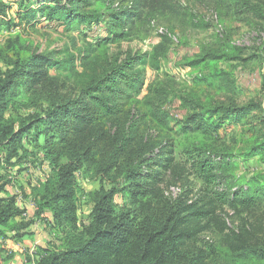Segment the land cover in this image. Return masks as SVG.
<instances>
[{
	"label": "rangeland",
	"instance_id": "1",
	"mask_svg": "<svg viewBox=\"0 0 264 264\" xmlns=\"http://www.w3.org/2000/svg\"><path fill=\"white\" fill-rule=\"evenodd\" d=\"M66 1L0 0V75L16 60L32 55L49 56L54 64L49 67V81L30 93L21 90L5 115L24 121L56 102L83 98V89L98 87L93 96L104 94L112 106L110 111L99 107L94 125L104 139L100 156H106L110 139L122 136L135 114L138 134L133 150L141 146L142 138L152 147L172 146V168L160 170L155 185L161 202L190 203L201 196L202 182L187 157L196 149L221 154L219 190L229 202L233 193L262 190L255 195L263 199L261 212L253 215L254 211L229 203L217 210V224L234 230L241 219L263 217L264 147L253 155L249 150L264 145V0H163L139 9L140 21L126 25L122 39L113 37L120 30L109 24L111 17L137 8L140 0L76 2L68 19H46V6ZM127 60L130 63L124 66ZM112 78L114 86L109 83ZM250 105L260 106L262 114L245 113L232 121L211 111ZM192 114H204L202 129L186 132L182 126ZM29 152L18 154L19 160L14 158L9 165L0 152V184L8 180L3 193L16 195L20 205L33 209L14 222L29 223L26 230L35 233L44 247L53 236L42 218L32 217V188L45 182L51 167L40 150ZM116 182L94 170L88 174L80 170L76 183L80 225L87 222L94 193ZM125 203L127 195L122 193L115 208L120 210ZM224 234L218 227L210 228L199 236L198 246L222 247ZM27 235L30 239L32 233Z\"/></svg>",
	"mask_w": 264,
	"mask_h": 264
},
{
	"label": "trees",
	"instance_id": "2",
	"mask_svg": "<svg viewBox=\"0 0 264 264\" xmlns=\"http://www.w3.org/2000/svg\"><path fill=\"white\" fill-rule=\"evenodd\" d=\"M66 2L46 6V19L57 16L68 19L76 2L89 4V0ZM162 2L140 0L137 8L113 14L109 24L120 30L113 37L125 38V26L141 19L139 9ZM247 9L258 15L256 8L248 6ZM129 63L125 61L124 66ZM51 65L54 64L49 56L32 55L25 61L16 60L0 75V152L5 154L4 162L9 165L12 159L19 160L18 154L26 156L32 148L40 150L51 167L45 182L32 188L35 207L32 217L42 218L53 236L46 246L36 248L34 264H264V215L253 220L241 219L234 230L216 222L217 210L229 203L254 211V215L255 211H262L259 205L263 202L262 198L255 197L262 190L251 189L233 193L229 202L219 190L222 185L219 171L224 165L221 154L196 149L187 152L191 167L202 182V194L190 203H166L158 199L155 185L159 182L160 170L172 168V146L152 147L150 140L142 138L141 146L133 150L138 125L135 114H131L124 134L110 139L109 151L105 157L100 156L99 145L104 139L94 131V125L99 119V107L110 111L112 106L104 94L93 96L98 87L83 89V98L56 102L40 114L28 115L24 121L7 117L6 111L21 90L30 93L49 81ZM113 79L109 82L112 86L116 83ZM211 111L232 121L245 113L262 114L260 106L255 105ZM203 117L204 114H192L182 128L186 132L201 130ZM263 147L256 146L249 152L253 155ZM80 170L81 174L94 170L102 178L117 181L108 189L101 188L94 193L87 222L81 225L76 184ZM7 184L8 180L0 184V238L6 232L29 227V223L14 222L25 210L19 206L16 195L3 193ZM122 193L127 195V203L117 210L116 198ZM213 227H218L221 234L226 232L222 247L198 246L199 236Z\"/></svg>",
	"mask_w": 264,
	"mask_h": 264
},
{
	"label": "crops",
	"instance_id": "3",
	"mask_svg": "<svg viewBox=\"0 0 264 264\" xmlns=\"http://www.w3.org/2000/svg\"><path fill=\"white\" fill-rule=\"evenodd\" d=\"M19 206L26 210V214L33 210L30 207L25 208L22 204ZM29 233H32L30 239L27 237ZM5 234L4 238H0V264H34V249L42 246L35 233L28 229L19 232H6Z\"/></svg>",
	"mask_w": 264,
	"mask_h": 264
}]
</instances>
